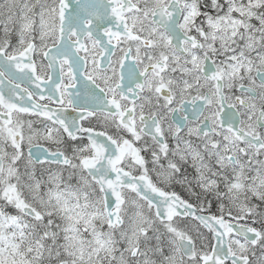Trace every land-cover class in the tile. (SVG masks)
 I'll return each mask as SVG.
<instances>
[{"label":"snow or ice","instance_id":"1","mask_svg":"<svg viewBox=\"0 0 264 264\" xmlns=\"http://www.w3.org/2000/svg\"><path fill=\"white\" fill-rule=\"evenodd\" d=\"M0 264H264V0H0Z\"/></svg>","mask_w":264,"mask_h":264}]
</instances>
